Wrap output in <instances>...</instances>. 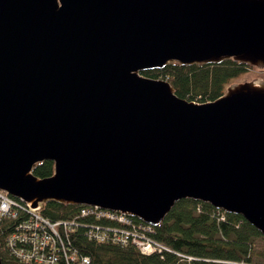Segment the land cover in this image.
Instances as JSON below:
<instances>
[{
    "label": "water",
    "instance_id": "95a60500",
    "mask_svg": "<svg viewBox=\"0 0 264 264\" xmlns=\"http://www.w3.org/2000/svg\"><path fill=\"white\" fill-rule=\"evenodd\" d=\"M229 59L264 68V0H0V190L154 226L193 199L264 235V79L199 103L143 75Z\"/></svg>",
    "mask_w": 264,
    "mask_h": 264
},
{
    "label": "trees",
    "instance_id": "16d2710c",
    "mask_svg": "<svg viewBox=\"0 0 264 264\" xmlns=\"http://www.w3.org/2000/svg\"><path fill=\"white\" fill-rule=\"evenodd\" d=\"M251 68L253 66L233 59L217 64L182 65L175 62L161 69L144 71L143 75L169 81L179 97L204 103L223 96L227 83ZM53 172L54 162L50 160L34 169V174L40 178L49 177ZM42 208L53 220H79L76 228L66 231L68 234L56 237L59 248L54 252L55 264H82L85 256L90 258L91 264H264V235L241 215L224 210L218 213V208L209 203L193 199L178 201L165 221L149 234L169 250L153 254H143L132 243L115 241L113 232L106 229L102 230V234L108 236L104 241L89 236L85 225L99 219L82 216V209H86L84 205L49 202L42 204ZM5 220L0 226L3 264H52L34 257L28 260L16 253L10 245V236L18 232L19 222ZM132 222L138 226L144 224L136 217H132ZM100 223L107 228H118L113 221L103 219ZM23 245L18 241L15 249L32 256L33 243L27 244L29 251L23 249ZM43 253L39 250L40 255ZM48 253L53 252L49 250Z\"/></svg>",
    "mask_w": 264,
    "mask_h": 264
},
{
    "label": "built area",
    "instance_id": "2783aa9c",
    "mask_svg": "<svg viewBox=\"0 0 264 264\" xmlns=\"http://www.w3.org/2000/svg\"><path fill=\"white\" fill-rule=\"evenodd\" d=\"M85 206V205H84ZM218 208V213L221 212ZM82 216H95L99 219L98 222L87 223V232L89 236L98 238L104 241L108 236L102 234V230H108L113 232L114 240L122 243H132L137 246L143 254H153L155 252H163L169 250L164 245L157 241H154L149 234L153 231L154 225L142 221L143 225H136L132 222V216L124 214L119 211L105 210L98 207L86 206V209H82ZM6 218L12 220L15 219L19 222L17 227L18 232H14L10 236V245L16 253L20 254L23 258L30 260L34 257L41 262L55 264L57 259L54 252L56 248H59L56 237L61 234H68L66 232L72 227H77L79 220L73 218V220H53L46 216L43 212L42 204L37 207H32L30 204L22 202L9 195L5 191L0 190V226L6 222ZM103 219L115 222L118 228H107L106 225L100 223ZM80 226V225H79ZM41 235V236H40ZM18 241L23 243L25 250L29 251L27 244L29 242L34 245L33 255L30 256L25 251L18 248L15 249V245ZM39 250L44 251L43 254H39ZM53 253L49 255L48 251ZM39 254V255H38ZM76 254V253H75ZM82 264H91L90 258L85 256L82 259Z\"/></svg>",
    "mask_w": 264,
    "mask_h": 264
},
{
    "label": "rangeland",
    "instance_id": "374dc122",
    "mask_svg": "<svg viewBox=\"0 0 264 264\" xmlns=\"http://www.w3.org/2000/svg\"><path fill=\"white\" fill-rule=\"evenodd\" d=\"M259 79H264V68L253 67L249 69L247 72H245L244 74L236 78H233L231 81H229L226 85V91L229 87L233 85H237V84L245 83V82H252L255 80H259ZM262 260L264 262V259Z\"/></svg>",
    "mask_w": 264,
    "mask_h": 264
},
{
    "label": "bare ground",
    "instance_id": "6f19581e",
    "mask_svg": "<svg viewBox=\"0 0 264 264\" xmlns=\"http://www.w3.org/2000/svg\"><path fill=\"white\" fill-rule=\"evenodd\" d=\"M53 219V218H52Z\"/></svg>",
    "mask_w": 264,
    "mask_h": 264
}]
</instances>
